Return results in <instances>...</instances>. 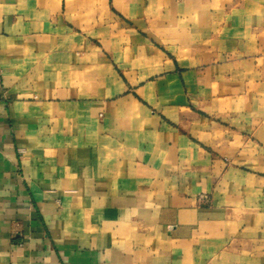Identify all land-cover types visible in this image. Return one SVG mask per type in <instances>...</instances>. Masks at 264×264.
Wrapping results in <instances>:
<instances>
[{"label": "crops", "instance_id": "crops-1", "mask_svg": "<svg viewBox=\"0 0 264 264\" xmlns=\"http://www.w3.org/2000/svg\"><path fill=\"white\" fill-rule=\"evenodd\" d=\"M0 264H264V0H0Z\"/></svg>", "mask_w": 264, "mask_h": 264}, {"label": "rangeland", "instance_id": "rangeland-1", "mask_svg": "<svg viewBox=\"0 0 264 264\" xmlns=\"http://www.w3.org/2000/svg\"><path fill=\"white\" fill-rule=\"evenodd\" d=\"M226 2H241V1H243V0H225Z\"/></svg>", "mask_w": 264, "mask_h": 264}]
</instances>
